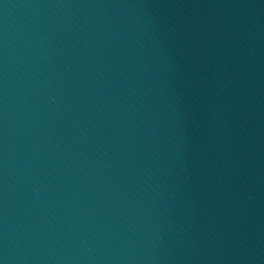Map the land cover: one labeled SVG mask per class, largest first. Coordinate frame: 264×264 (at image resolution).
<instances>
[{"label": "water", "instance_id": "water-1", "mask_svg": "<svg viewBox=\"0 0 264 264\" xmlns=\"http://www.w3.org/2000/svg\"><path fill=\"white\" fill-rule=\"evenodd\" d=\"M0 264H264V0H0Z\"/></svg>", "mask_w": 264, "mask_h": 264}]
</instances>
